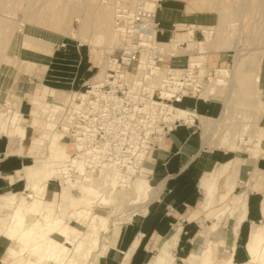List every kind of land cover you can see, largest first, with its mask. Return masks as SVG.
<instances>
[{"label":"rangeland","instance_id":"374dc122","mask_svg":"<svg viewBox=\"0 0 264 264\" xmlns=\"http://www.w3.org/2000/svg\"><path fill=\"white\" fill-rule=\"evenodd\" d=\"M116 1L129 3L132 0H0L1 119L6 115L7 107L13 103L14 106L11 109L20 114L22 119L20 125L25 130L23 147L30 145L32 139L39 136L38 123L43 126L46 122V126L53 131L51 137L41 147L42 152L47 154L46 162L52 169L51 177L53 178L48 184L45 197L47 201L54 200L55 202L53 204L52 202L45 203V197L43 201L44 204L53 208L52 224L54 225L52 229L47 225L50 231L45 233L51 238L59 236L55 233L52 236L51 234L55 230L58 231L63 225L75 227L77 224L74 219L66 218V212L63 213L64 216L58 215L59 198L57 193L65 180L62 170H67L70 174H65L72 182L75 181L76 185L72 188V196L81 197L83 203L87 198L94 201V205H100L102 203L97 199L101 195L108 196L107 208L109 211L111 210L107 219L109 225L110 222H118L122 225L127 220L125 218L130 211L132 214L142 213L136 209L139 204L135 200L137 197L133 180L136 177L147 179L148 175L150 185L156 186L158 175L156 172L148 174V167L151 166L152 168L155 161L164 159L166 155L171 153L173 147L171 145L168 153L162 151L164 136L168 132L169 123L172 127L174 118L168 119L164 114H160V106L154 101H164L176 109V106L182 109L185 108L184 106L188 101H197L198 104L204 106V101L209 100L212 114L204 113V115L216 118L222 106L221 98H201L197 96V91L193 90V92L188 91L180 102L171 103V98H160V91L165 88L166 90H174L175 93L174 91L170 92L179 96L181 92L177 89L182 86L179 83H196L202 85V88L205 87L210 82V77L213 76L215 68H232L237 54L229 46L236 40H239L241 51L238 57H244L242 58L244 64L242 62L243 65L235 74L236 87L232 90L224 116L214 126L216 128L215 133L206 143L210 146L207 148L209 151L225 152V157L233 156L231 152L215 149L222 136L225 137L223 140L230 141L234 145L237 144L236 146L241 151V157L252 156L251 151L246 150L247 148L257 149L259 147L264 149V139L257 143L258 146H255L256 138L250 137L253 132L264 134L257 128V126L264 127V124L260 122L261 116L264 115V103L260 97L264 99V93L258 81H256V87L260 92H255L251 84V79L256 75V71L257 78L260 75V66L264 58V0H182L181 4L184 5L186 12L190 14L201 13L210 21L207 25L212 28L208 27V30L217 33V38L212 40L206 54L205 52L193 54V56H199L195 58H191V54H186V43L181 42L179 48L186 46L183 50L186 53L180 49L176 50L177 52L171 54L172 57L163 59L159 65V74L149 75L146 79L138 77L137 83L134 81L136 64L127 70L124 77L115 72L116 65L113 59L119 54L121 45V39L112 24V11ZM143 1L151 8L154 6L152 3L156 1L155 13L157 17L162 0ZM38 18L42 20H38ZM49 20L52 21L49 22ZM57 22L65 32L55 28ZM181 27L183 26L180 25L179 29L171 27V30L166 35L159 36L158 40H169L176 30L185 35V30ZM7 29H12V33L7 43L4 44V32ZM69 30L70 33L83 35V40L67 34ZM103 30L105 33L113 31L115 39L110 40L109 35H105L104 39H99L98 34ZM65 34L67 35L65 36ZM34 37L42 39L45 42V47L29 48L23 46V38L28 43H43L42 40ZM201 39L202 37L199 36L195 38L197 41ZM81 47H84L83 51L80 49ZM59 51L61 52L57 56V61L62 64L57 65L59 70L54 71V73H63L65 76L54 77L51 75L45 80V69L41 71V66L47 64V60H52L54 53ZM252 53L257 59V70L251 71V73L247 72V65ZM191 59H197L199 65L192 68L188 61ZM21 60L34 65L28 66ZM88 65H91L93 71L86 77L85 75L90 71L87 68ZM162 69L166 70L163 71ZM173 69H177L178 72L180 69L185 70L178 75H171L168 71ZM199 69H204V71L199 72ZM97 73L99 75L96 78L93 77ZM172 76L175 78H171ZM242 77L246 82L241 87L237 85V82L243 80ZM52 78H56L55 80L58 82L52 81ZM153 78L157 79L154 87L150 83ZM85 80H88L89 83L81 85ZM52 82L57 86L51 85ZM158 82H160V86L157 84ZM39 83L55 90L64 91V93H57L40 87L36 88ZM75 83L78 84L75 85ZM250 89L252 90L250 91ZM221 91H224V87L221 88ZM31 94H33L32 100L35 101V109L39 114L37 117L39 122L35 126L32 125L30 114L32 104L29 96ZM83 94L87 95L84 99L82 98ZM51 107L55 108L56 111L52 112L50 116L48 110ZM178 121L175 120V123ZM180 123L182 124L181 121ZM210 123L212 124V122ZM182 125L188 126L187 130L190 136L196 138L197 144H199L200 123L195 119L191 124ZM161 136L163 140L160 143ZM28 163L31 161L28 160ZM109 171L115 173L113 175L115 189L109 187L112 181L106 177ZM247 176L246 169L241 170L237 180L236 193L243 190V185L247 183ZM7 192L19 193L20 191L14 188L11 191L9 189L0 190V194ZM20 195L25 196L24 193ZM197 197L198 199L201 197L200 192ZM156 200H158V193L151 198L150 202L157 204L154 203L158 202ZM39 205L38 203L35 204V209ZM110 207L115 208L111 209ZM87 220L85 221L87 222ZM31 221L32 218H27L25 227L19 225L17 230L26 229L28 225L32 224ZM187 221L181 233L179 248L173 250L174 264H184L182 258L190 254L192 246L198 245L201 250L206 248L202 230L213 223V220L203 217ZM231 223L232 219L227 211L219 222L221 240H226V230H229ZM104 233V231H99V236H101H98L100 247L97 251V258L107 247L102 243L106 241H103L104 235L107 234ZM31 236L33 241L40 239L42 234L34 235L33 233ZM18 239L21 246L23 243L21 236L20 238L18 236ZM56 241L61 242V239ZM29 243L30 241L26 244L23 243L22 252L19 249H14L7 264L19 258H21L19 264H27L33 261L35 254L40 253V251L30 254ZM6 248L7 246L0 254V264ZM57 248H61V246ZM57 248L55 251L59 250ZM94 248L96 249L97 246ZM210 249L213 262L219 264L222 258L218 256L217 246L215 244L210 245ZM160 256L161 254H158L156 258ZM173 256L170 255L171 264H173ZM6 259L8 260V258ZM95 263V260L92 261V257L90 258L87 254L79 264Z\"/></svg>","mask_w":264,"mask_h":264},{"label":"bare ground","instance_id":"6f19581e","mask_svg":"<svg viewBox=\"0 0 264 264\" xmlns=\"http://www.w3.org/2000/svg\"><path fill=\"white\" fill-rule=\"evenodd\" d=\"M155 3L156 1L152 3L154 5L152 8L148 7L147 5L146 6L151 11H153L156 6ZM38 20H42V19L38 18ZM50 21L52 20H49V22ZM55 25L53 26V28L55 27L56 29H58V31L65 32L62 27L61 28L59 27L58 22ZM209 28L208 27L203 28V37L201 40L191 41L187 44V48H186L187 54L188 55L191 54V58L199 57L196 55L193 56V54L206 52V50L210 47L212 40H215L217 38L218 34L209 31L208 30ZM11 33H12V29L5 30L3 37L4 44H6L7 41L9 40ZM67 34L71 35L73 38H77L80 40H83L84 38V36L81 35L80 33H70V30L67 31ZM67 34H65V36ZM105 35H109L110 40L112 41L115 39L113 31L105 33L104 30L100 34H98V38L104 39ZM238 41L236 40L232 43L229 42L230 43L229 47L234 49L237 54V56H235L234 58V63L232 68L231 69L220 68V67L215 68L213 70L214 72L213 76L210 77V82L207 85H205V87L202 88L201 86V89L197 90L198 97L205 99L221 98L222 106L216 118L197 115L192 110H188L185 108L176 109L172 107L170 104L165 103L164 101H154L155 104L160 106L159 107V111H161L160 114L161 113L164 114L168 119H171L170 117H172L174 118L173 121L179 120L181 122H189L192 121L193 118H196L198 123H200L201 125L200 137L202 140L201 144L203 145L206 144L208 140L211 139V137H213L216 129L214 128V126H216L224 116L229 99L231 97L232 90L234 87H236V81L234 82L235 74L241 68V65L244 64L243 62L244 60L242 61V58L244 57H240V58L238 57L241 54V51L239 49L240 43ZM154 45H156L157 51L161 53H174L177 49L176 40H170L164 43H159L158 41H156L154 42ZM188 61L190 62L189 65L192 68L199 65L197 59H193V60L191 59ZM145 63L146 61L144 59V56H141L139 65L136 67V72L134 74L135 82L137 81V79H139L138 77L143 78L144 76V79L148 78L150 73L148 71L144 72V69L146 68ZM256 66H257V59L252 53L251 59L247 65L248 68L247 72L255 71ZM162 70L165 71L166 69H162ZM184 70L185 69H180V72H178L177 69H173V70H169L168 72L171 75H178ZM203 71L204 69H199V72H203ZM159 72L160 70L156 71L154 75L159 74ZM98 75L99 74L97 73L95 74L94 77L96 78ZM244 76H246L245 73ZM171 78H175V76H172ZM256 78L257 76L254 75L253 78L251 79L252 80L251 84L255 92L256 91L260 92V90L256 87ZM224 79H226V81H224ZM156 80H157L156 78H153L150 81L152 87L155 86ZM245 82L246 81L243 78V80H239L237 82V85L242 87L243 85H245ZM159 83L160 82H158L157 84ZM179 84L184 85L183 83H179ZM223 87H224V91H221V88ZM182 89L183 87L177 90H179L180 92H182L183 95H185L186 92L182 91ZM251 90L252 89H250V91ZM170 91H174V90H166V88L161 90L160 98L168 99L173 96H176L175 94H173V92ZM86 96H87L86 94H83L82 98L84 99L86 98ZM260 99L264 103L263 97H260ZM33 103H34L33 105L34 108L32 109L31 114L33 115L34 123H38L37 117L39 116V114L38 111H36L35 109V105H36L35 101H33ZM12 106H14L13 103L7 107L6 115L4 114L5 119L3 120H4V124H6L3 127L4 129L10 128L14 124V122H16L17 119L19 118L18 113L11 109ZM54 111L56 110L55 108L52 107L48 110L50 116ZM210 122H212V124ZM170 124L171 123H169L168 128L170 127ZM255 125L257 124L255 123ZM257 128L261 130L260 132L264 133V127L257 126ZM250 137L254 139L256 138L257 142L255 143V146H258L257 143L260 142L262 139H264V134L253 132L250 135ZM160 138H162V136ZM223 139H225V137L221 136V138L217 142L216 148L223 150H230L234 153V157L225 163L218 164L214 168L212 173L204 174L200 178L199 185L202 189L203 196L198 202V205L188 215V217H191L196 220L200 217H203L204 219L213 220V223L211 225H208L207 227L204 228V230H202L204 232L206 248L204 250H201L199 249L198 245H194L190 254H188L185 258H183L184 264H216L213 262L211 258V249H210V245H214V244L217 246L218 256L222 258L219 264H234L231 262V257H230L231 252L234 249L233 246L234 243L232 245L230 242L232 236L236 234V227L239 224L241 218L243 217L244 204H245L244 202L245 189L241 193L234 192L235 183H236L235 181V175L237 171L236 168L239 163L238 155L241 152L240 148L236 146L237 144L234 145L232 142L225 141ZM36 142L38 143L39 141ZM246 150L251 151L253 157L264 156L263 148L262 149L259 147H257V149L247 148ZM28 154L29 156L34 158V163L30 167H28L27 170H35L36 175L28 177L26 179L25 187H24V190L26 191L24 192L25 196H21V197L18 196L17 198L16 196H11V197L0 196V208L5 213L3 216H0V234L11 240L17 238V236H19V238L21 236V240L25 244L28 243V241H30L29 243L30 254L40 251V253L35 254L33 261H30L27 264H79L82 259H85L87 254L89 255L90 258L92 257V261L93 260L96 261L98 255L97 251L99 250L100 247L99 245L100 243L98 241L99 231H104L105 233H107V234L104 233L105 235L103 237V241L106 240L105 241L106 243L105 242L102 243L105 246L106 245L108 246V245H112L115 242L120 227V224L118 222H113V223L110 222V225L108 224L109 222L107 221V219L109 212L111 211V210L109 211L107 208V202L109 201V199L107 198L108 196L106 197L105 195H101L99 197L98 195L99 198L97 200H99V202L102 203L100 205L99 204L94 205L93 204L94 201L88 200L87 198H85V201L83 203L81 197L72 196V190H73L72 188L76 185L75 181L72 182L68 178L67 174H65V173H69L67 170H62L63 178H65V180L63 181V184L58 193V198H59L58 199L59 206L57 208L58 215L64 216L63 213L66 212L65 214L66 218L74 219L77 224L75 227H71L68 225H63L62 227H60L58 229V232L63 234V240L61 242L60 241L57 242L55 239L48 236V234H45L49 230V228H47V225L50 226V229H52V226L54 225V224L51 225L53 221L52 218L53 208L49 205L43 204L42 206L39 205L38 208L36 206L37 209L34 208V210L32 211L30 207V200L28 199V198L38 199V197L36 196L37 195L40 196L42 194L44 183L52 175L50 174L49 170L52 169L47 165L46 162L47 154L45 152L44 153L38 152L37 149L30 148ZM114 174L115 173L113 171H109L107 172L106 175V177H109L107 179L110 180L112 179L109 185L111 189L112 188L115 189L114 188L115 181L113 180ZM258 180H259V176L257 177V181ZM133 181H134L133 185L135 186V188L134 187L133 188L136 190V197H137V199L135 200H137L139 204L136 207V209H138V211L139 210L141 211L145 209L147 203L152 198L154 191L146 178L136 177ZM83 188L87 189V187L85 186H83ZM227 211L231 216L232 223L229 224L230 227L229 230L227 229L226 239H228L227 240L228 245H223L225 244V242L220 239L219 222L223 217V215L227 213ZM262 214H263V221H261V224L260 225L257 224L258 226H254L251 232L249 233L248 239L245 244V248L248 254V260L242 264H264V206L262 208ZM131 215H132V211H130V213L128 212L125 220L129 219ZM27 218H32L31 221L32 224L28 225L26 229L18 231L17 227L19 225L25 227V220H27ZM85 220H87V222ZM33 233L34 235H38L39 233H41L42 236H40V239L38 240L34 239L32 241L33 237L31 235ZM174 236H176V234H174ZM174 243L175 241L173 240L172 244L174 245ZM59 246H61V248H57ZM94 246H97V248L93 249ZM56 248L59 250L55 251ZM161 250L162 252H164L165 256L163 255L160 258H157L154 261V264H171L172 259L169 255V251L165 247H161ZM224 256L225 259H223ZM20 262H21V258L14 260L10 264H19Z\"/></svg>","mask_w":264,"mask_h":264},{"label":"crops","instance_id":"0c3cea01","mask_svg":"<svg viewBox=\"0 0 264 264\" xmlns=\"http://www.w3.org/2000/svg\"><path fill=\"white\" fill-rule=\"evenodd\" d=\"M181 1L182 0H162L159 5L158 16L156 17L160 22V26L163 31L161 34H158V37L166 35L167 32L171 30V27H177V29H179L180 25L183 26L181 29L185 30V35L176 30L169 40H167L177 41V51L180 49L179 44L181 42L184 41L187 46L188 42L197 41L195 40L197 36L203 37V28L210 27L207 25L210 21L207 20L201 13L190 14L186 12L184 5L181 4ZM34 38L42 40L37 37ZM167 41L158 40L159 43ZM22 42L23 46L29 48L45 47V42L43 40V43L38 44L33 42L28 43V41L23 38ZM185 47L180 50L185 52L183 51ZM80 49L82 51L84 50V48ZM208 51L209 49L205 52V54ZM60 52L61 51L54 53L55 55L52 60H47V64L41 66V71L45 69V80H47L51 75L54 77L65 76L63 73H54V71L56 72L59 70L57 65L62 64L57 61V56ZM21 61L28 64V66L34 65L28 61ZM83 63L85 62L83 61ZM87 68L90 71L85 75L86 77L92 74L91 72L93 71L91 65H88ZM260 72L261 73H259L260 75L256 78V81L259 82L260 88L264 93V58L260 66ZM78 78H81V76H78ZM52 79V81L58 82V80H55L56 78ZM54 82H52L51 85L57 86ZM88 83V80H85L81 85H86ZM76 84L78 83H75V85ZM39 87L52 90L57 93H64V91L55 90L42 83H39L36 86V88ZM33 94L29 96L32 109L34 108L32 100ZM208 101H204V106L198 104L197 101H188L184 107L185 109H194L197 115L206 116L204 113L212 114ZM176 107L181 108L178 106ZM18 116L19 118L17 121L7 129L3 128L5 126L3 119L5 118L1 119L0 116V190L9 189L11 191L14 188L17 191H20L19 193L7 192L0 194V196L4 197L16 196L17 198L18 195L21 197L20 194L26 192L24 190L26 179L36 175L35 170H27V168L34 163V158L28 154L29 149L35 148L38 152H42L41 147L43 143L49 139L51 137V133H53V131L46 126V122L43 126H40L38 123L39 136L33 138L30 145L23 147L25 130H23V127L20 125V122L22 121L20 114H18ZM31 117L32 125H37V123H34L32 114ZM260 122L264 124V115L261 116ZM187 128L188 126L176 123V126L168 130L164 136V140L161 138V142L163 140L162 151L168 153L169 148L173 145L171 153L166 155L164 159H159L158 162L155 161L154 164H152V168L151 166L148 167V174L150 172H156L158 175L156 186L151 185L154 191L152 197L158 193V200H156L158 202H154L157 204H153V202L149 201L145 209L140 211L142 212L141 214H132L129 219L123 222V224L119 227L115 242L112 245H108L104 249L95 261V264H154L158 254H161V256L164 255L161 247H165L169 251V255L172 256L173 250L177 249V247L179 248V240L185 223L188 222L187 220H196L188 217V215L198 205V202L203 196L202 189L199 185L200 178L204 174L212 173L218 164L225 163L234 157V153L230 150L223 151L231 152L233 154L231 157H225V152L209 151L207 147L210 146L208 144H201V137L199 138V144H197V139L190 136ZM36 141L39 142L37 143ZM238 157L239 163L236 168L237 171L235 175L236 183L234 192L237 189V180L240 176L241 170L246 169L248 176L246 177L247 183L243 185V190L245 189L243 217L237 225L236 234L232 236L230 242L232 245L234 243V249L230 256L231 262L234 264H242L248 260L245 244L252 228L260 225L261 221H263L262 208L264 206V156L241 157V154L239 153ZM28 160H30L31 163H28ZM49 171L50 174H52V170ZM257 175L259 176L258 181ZM51 176L44 183L42 194L40 196H36L38 199L28 198L30 200L31 208H35L34 206L37 203L40 204V206L44 204L43 201L47 193L48 184L53 180ZM243 190L241 192H243ZM199 192L201 197L198 199L197 196ZM47 202H52L53 204L55 201H47L45 197V203ZM33 210L34 209H32V211ZM4 214L5 213L0 208V216H3ZM54 233L59 236H53L52 238H55L56 240L61 239V241L63 240L62 233L55 230L52 232L51 236ZM174 234H176V236H174ZM225 237L227 238V230ZM18 240V236L17 238L11 240L0 234V254L7 246L4 255L2 256L1 264H3V262L4 264L9 262V259H11L9 256L13 253L14 249H19V251L22 252L23 243H21L20 246V242H18ZM171 240L175 241L174 245ZM227 240L228 239L224 240V245H228ZM193 247L194 246H192V249ZM6 258H8V260Z\"/></svg>","mask_w":264,"mask_h":264},{"label":"built area","instance_id":"2783aa9c","mask_svg":"<svg viewBox=\"0 0 264 264\" xmlns=\"http://www.w3.org/2000/svg\"><path fill=\"white\" fill-rule=\"evenodd\" d=\"M112 15L113 28L116 29V33L121 39L119 54L113 59L116 65L115 72L119 73V76L124 77L127 70L132 68L134 64H136L137 67L141 56H144L146 61L144 72L148 71L150 73L149 75L159 70V65L165 57H172L169 53L157 51L154 42L158 41V34H161L163 31L160 22L156 18L155 9L151 11L147 8L143 0H132L129 3L116 1ZM201 86L196 83H185L180 86V88L183 87L182 91L187 94L188 91L193 92V90L197 91L201 89ZM183 96L181 92L179 96L171 97L170 101L171 103H178ZM192 111L195 112L194 109H192ZM195 119L196 118H193V120L189 122H182V124H191ZM177 123H180V121ZM174 126H176L175 121L172 122V127ZM172 127H169L168 130Z\"/></svg>","mask_w":264,"mask_h":264},{"label":"trees","instance_id":"16d2710c","mask_svg":"<svg viewBox=\"0 0 264 264\" xmlns=\"http://www.w3.org/2000/svg\"><path fill=\"white\" fill-rule=\"evenodd\" d=\"M81 48H84V47H81Z\"/></svg>","mask_w":264,"mask_h":264}]
</instances>
